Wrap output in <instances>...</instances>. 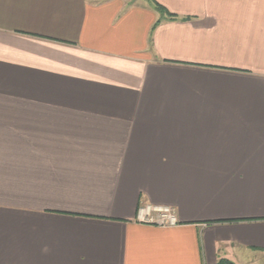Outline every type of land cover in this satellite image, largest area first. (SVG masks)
Masks as SVG:
<instances>
[{"label": "crops", "instance_id": "1", "mask_svg": "<svg viewBox=\"0 0 264 264\" xmlns=\"http://www.w3.org/2000/svg\"><path fill=\"white\" fill-rule=\"evenodd\" d=\"M221 259L264 264V0H0V264Z\"/></svg>", "mask_w": 264, "mask_h": 264}, {"label": "built area", "instance_id": "2", "mask_svg": "<svg viewBox=\"0 0 264 264\" xmlns=\"http://www.w3.org/2000/svg\"><path fill=\"white\" fill-rule=\"evenodd\" d=\"M137 220L146 224H155L162 227H172L178 224L176 213L170 207H156L144 205L138 211Z\"/></svg>", "mask_w": 264, "mask_h": 264}, {"label": "trees", "instance_id": "3", "mask_svg": "<svg viewBox=\"0 0 264 264\" xmlns=\"http://www.w3.org/2000/svg\"><path fill=\"white\" fill-rule=\"evenodd\" d=\"M157 10L162 12L163 14L165 13L168 17H173L174 15L170 14L163 6L156 4ZM218 264H233L231 261L227 259H221Z\"/></svg>", "mask_w": 264, "mask_h": 264}]
</instances>
